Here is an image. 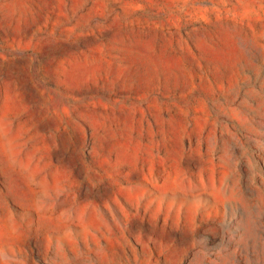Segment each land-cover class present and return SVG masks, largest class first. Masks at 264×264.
<instances>
[{
	"label": "rangeland",
	"instance_id": "obj_1",
	"mask_svg": "<svg viewBox=\"0 0 264 264\" xmlns=\"http://www.w3.org/2000/svg\"><path fill=\"white\" fill-rule=\"evenodd\" d=\"M0 264H264V0H0Z\"/></svg>",
	"mask_w": 264,
	"mask_h": 264
}]
</instances>
